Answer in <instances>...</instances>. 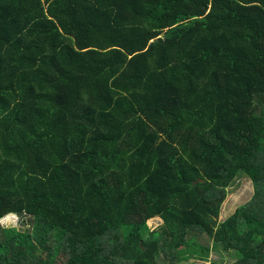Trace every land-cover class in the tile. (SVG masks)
<instances>
[{
	"label": "trees",
	"instance_id": "obj_1",
	"mask_svg": "<svg viewBox=\"0 0 264 264\" xmlns=\"http://www.w3.org/2000/svg\"><path fill=\"white\" fill-rule=\"evenodd\" d=\"M8 216L0 264H264V0H0Z\"/></svg>",
	"mask_w": 264,
	"mask_h": 264
},
{
	"label": "rangeland",
	"instance_id": "obj_2",
	"mask_svg": "<svg viewBox=\"0 0 264 264\" xmlns=\"http://www.w3.org/2000/svg\"><path fill=\"white\" fill-rule=\"evenodd\" d=\"M255 194V186L253 181L245 176L242 175L239 179L232 185L229 189V196L226 200L222 214L221 220L225 221L231 215L235 213V211L242 205L249 202ZM163 224V220L161 218H154L149 221V225L152 229L160 226ZM17 229L19 232H29L32 230V226L30 224L29 219H23L17 216H8L5 219L0 221V229ZM1 238V236H0ZM225 258L227 262L235 263L238 261L237 257L225 254L224 256L218 252L214 251L210 259L212 261H217ZM184 264H209L206 262H190Z\"/></svg>",
	"mask_w": 264,
	"mask_h": 264
}]
</instances>
